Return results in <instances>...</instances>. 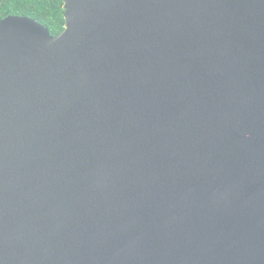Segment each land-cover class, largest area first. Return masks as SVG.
Returning <instances> with one entry per match:
<instances>
[{
  "label": "water",
  "instance_id": "water-1",
  "mask_svg": "<svg viewBox=\"0 0 264 264\" xmlns=\"http://www.w3.org/2000/svg\"><path fill=\"white\" fill-rule=\"evenodd\" d=\"M0 19V264H264V0H64Z\"/></svg>",
  "mask_w": 264,
  "mask_h": 264
},
{
  "label": "trees",
  "instance_id": "trees-1",
  "mask_svg": "<svg viewBox=\"0 0 264 264\" xmlns=\"http://www.w3.org/2000/svg\"><path fill=\"white\" fill-rule=\"evenodd\" d=\"M64 0H0V19L9 15H27L49 28L52 34L64 29Z\"/></svg>",
  "mask_w": 264,
  "mask_h": 264
}]
</instances>
